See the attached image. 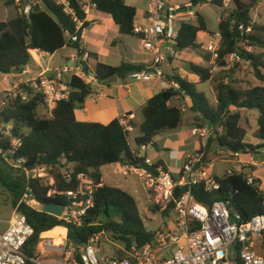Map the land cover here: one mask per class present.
I'll return each mask as SVG.
<instances>
[{
    "label": "trees",
    "instance_id": "trees-1",
    "mask_svg": "<svg viewBox=\"0 0 264 264\" xmlns=\"http://www.w3.org/2000/svg\"><path fill=\"white\" fill-rule=\"evenodd\" d=\"M32 5L29 16L20 13V8L29 0H10L9 4L17 3L19 13L8 20L0 17V72L8 74L21 73L26 66L34 62L31 50L55 53L64 46L77 49L82 71L95 73L98 81L129 76L130 73L144 69L145 65L123 62L119 66H112L98 59H85L86 49L82 43V33L89 22L76 0H70V7L75 15L64 11V6L55 0H37ZM201 3L205 0H192ZM260 0H232L231 11L223 8V0L210 1L223 8L219 21L221 34L218 58L214 65H200L191 63V70L199 76L200 82L213 79V67L228 66V57L237 52L241 60L249 62L255 75L264 81V52H256L255 48L264 49V23L253 22L251 8ZM100 12L110 15L119 26L121 33L135 35L133 28L137 17V8L125 3L124 0H94ZM195 21H185L181 24L177 39V50L187 48H201L198 43V33H211L206 17L196 11ZM76 17L85 20L79 29ZM253 26L251 33H241L238 26ZM70 34H77L78 41H71ZM252 48V49H249ZM212 54L205 56L211 61ZM235 67V66H234ZM233 67L229 69L232 71ZM192 100V111L198 114L197 120L206 121L213 127V134L208 143L217 141L218 145L227 151H254L264 147L263 144L252 145L245 141L248 130L241 125V110L259 111V128L256 136L264 140V86L236 87L229 79H219L216 82V104L211 103L204 91L198 89L197 83L185 77L173 76ZM72 88L70 98L56 103L51 116H41L39 105L45 104L44 97L36 88L21 83L22 92L16 97L9 98L0 109L1 121L12 124L11 135L1 141L3 149H7L15 138L22 139V146L15 157L26 158V165L55 166L65 158L69 163L68 171L72 179L66 181L58 168L51 170L55 183L46 184L42 179H27L25 173L14 176L10 169L20 173L0 153V161L5 165L8 176L2 178L4 185L11 192L13 206L17 204L25 192L31 193L42 205L56 202L67 203L64 195L54 193L48 196L50 190L65 191L76 189L78 181L76 175L80 172L90 175L95 181L101 180L100 168L104 165L121 163H139L145 156H139L141 145L149 144L160 150L155 138L161 132L178 128L184 119L181 109L171 104L172 98L178 91L170 88L153 95L143 106L144 120L139 127V133L134 137L135 147L131 143V133L126 130L120 119H114L107 124L100 122L79 121L75 109L81 106V98L88 95L91 84L80 76L73 74L68 81ZM24 93L28 98H24ZM46 105V104H45ZM235 109V110H233ZM222 128L220 132L218 129ZM208 147V146H207ZM155 166H163L168 170L165 162L159 159ZM220 184L218 189L207 190L205 182L193 185L192 194L196 200L212 206L217 200L229 201L231 210L239 213L246 221L252 216L264 213V191L261 180L254 178L249 183L247 173L212 176ZM30 190H29V189ZM106 207H108L106 213ZM28 221L34 226L35 234L30 243L34 245L43 231H48L64 223L57 216L38 210L25 202L19 205ZM159 207H151L157 212ZM168 214L169 209L163 211ZM94 214L103 215L105 220L99 224L84 222L81 226H70L68 237L71 242L85 243L88 239L105 229L113 231L115 238L130 245L133 241L140 245L151 242L154 233L148 231L142 218L138 201L134 195L119 187L104 184L97 190ZM164 228V227H163ZM162 229V228H160ZM32 247H29L31 253ZM242 264V263H241Z\"/></svg>",
    "mask_w": 264,
    "mask_h": 264
},
{
    "label": "built area",
    "instance_id": "built-area-1",
    "mask_svg": "<svg viewBox=\"0 0 264 264\" xmlns=\"http://www.w3.org/2000/svg\"><path fill=\"white\" fill-rule=\"evenodd\" d=\"M20 1L18 0L17 3ZM55 1L64 6L65 12L75 15L70 7V0ZM145 1L143 18L141 20L137 15L133 31L141 41L143 49L151 55V59L149 65L130 73L129 77L135 81L156 80L163 90L172 88L178 91L174 97H189L181 90L180 83L165 73L162 65L178 53L177 39L181 24L196 18L194 11H179L182 7H190L192 3L183 6L174 4L171 0ZM231 1L223 0V8L229 9ZM76 2L86 17L97 8L94 0H76ZM36 3L37 0H29L20 8V13L29 16L32 5ZM74 19L78 23L77 28L82 27L85 20L76 17ZM238 28L241 33L247 34L253 30L252 25L246 27L240 24ZM69 36L71 41L79 40L77 34ZM220 40L221 34L218 33L206 47L215 60L218 58ZM240 60L241 56L234 52L228 57V66ZM81 69V66L76 68L71 65L65 66L59 69L55 76H47L43 73L36 80L33 87L42 93L50 113L57 102L70 98L72 88L63 78L64 74L72 71L88 83L92 79L90 74L84 73ZM21 92V89L6 91L4 97H0V109L6 104L7 99L14 98ZM181 110L186 111V107H182ZM129 118L130 116L123 117L121 123L127 131L133 133L135 128L128 122ZM11 129L12 124H7L0 132V153L10 165L25 173L27 179L40 178L44 183L52 185L55 183V178L51 170L58 167L66 181L72 179V174L68 171L70 165L65 158L55 166L34 165L30 168L32 165H26L25 157H15L22 146L21 138L13 139L9 147L3 149L1 141L5 136L11 135ZM218 130L221 132L222 128ZM192 134L199 135L202 147L186 157L177 177L163 166H155L148 157H145L144 161L154 165L158 175L145 168L142 165L143 161L116 163L118 173L125 177L135 175L140 178L145 190L151 196L150 201L158 204L161 211L169 209L173 213L170 224L158 229L151 242L140 245L133 241L128 245L121 240L118 243L107 239V244L118 250L110 255L101 253L105 229L92 235L85 243L71 242L68 237L69 227L81 226L94 214L97 190L104 185L101 180L97 182L90 175L80 172L76 175L78 181L76 189L48 192V196L58 193L67 198V203L63 204L62 214L57 216L64 225L56 226L66 229L64 235L53 237L46 235L50 230L43 231L38 241L31 245L30 240L35 234V228L18 207L23 202L38 210H43V207L28 192L24 193L17 207H14L13 215L9 220L0 218V264H264V213L256 214L244 221L239 213L231 210L229 201L217 200L212 206H207L194 198L191 191L193 185L205 182L206 189L211 191L218 189L220 184L204 169L207 162L206 147L213 134V127L202 121L192 130ZM150 145L151 143L141 145L138 155L144 156L143 152H146ZM227 153L229 160L241 161V157L249 152L227 151ZM243 168L229 169L227 173H244ZM248 181L254 183V177L249 175ZM176 189H179L178 193ZM232 217L235 218L234 221ZM4 223L6 228L3 229L1 225ZM89 223L99 224L97 220ZM57 237L60 238L59 241ZM29 247H32L31 253Z\"/></svg>",
    "mask_w": 264,
    "mask_h": 264
},
{
    "label": "crops",
    "instance_id": "crops-1",
    "mask_svg": "<svg viewBox=\"0 0 264 264\" xmlns=\"http://www.w3.org/2000/svg\"><path fill=\"white\" fill-rule=\"evenodd\" d=\"M144 1L145 0H138L136 3L125 2L137 8V13H138L137 15L141 20L143 18V14L146 9V2ZM190 3L193 4L194 2L192 0H185L184 5ZM174 4L183 5L178 2ZM260 4L261 5L263 4L262 0H260L255 6L259 8ZM196 11L201 12L200 3H197L194 13ZM252 19L253 22L264 23V19L263 17H261V14L259 21L255 20L253 17ZM86 20L89 22V24L87 27L84 28L82 33V43L84 48L86 49V53L84 56L85 59H89V60L98 59L101 62L112 66H119L123 62L142 64L145 66L149 65L151 55L143 49L139 38L136 35H128L121 33L119 26L115 23L114 19L110 15L100 12L96 8L91 11V13L86 17ZM195 20L196 18L192 19L191 21H195ZM218 21H220V17ZM210 31L211 33L204 31L198 33L197 40L198 43L201 45V48H191L189 49L190 51L187 52V55L185 56L180 55V53L178 52L175 57H171V59L163 63V66L165 68L163 66L162 67L165 70V73L171 78L173 76H181L196 82L198 89L206 93L211 103L216 104L217 102L216 95L214 100H211L209 94V90L210 92L211 90L212 92H215L214 87L209 85L210 80L207 82H200L199 76L196 75L191 70V66H190L191 63L205 65V66L214 65L215 59H213V56L211 61L205 60V56L210 53L209 51L206 50V47L213 39L216 38V34H218L219 31L213 32L211 29ZM254 50L256 52H264L263 48H255ZM31 53L34 58V62L26 66L23 72L21 73L12 72L8 74L0 72V80L2 81L1 83L6 84L3 89H0V94L2 92L13 90L16 87H19L21 83H26L33 87L36 83V80L43 73L46 74L47 76H55L58 74L59 69H62L65 66L71 65L74 68L80 66L77 49L71 46H64L63 48L59 49L53 54L42 52L37 49L31 50ZM242 62L243 60H240V61H236L232 66H226L224 68L220 67V69L222 70H228L229 76L226 78V80L229 79V81L230 82L232 81V83H234L235 81V86L236 84L250 85V83H253L248 79L244 80L245 78V75L243 74L244 71L241 70V66H243ZM231 67H233V69L232 71H229ZM217 68L218 66H214L212 72ZM263 73H264V69H263ZM73 74H71L67 78H64L63 75V78L69 81V79ZM89 83L91 84V92L88 93V95L84 98L83 104L75 109L76 118L79 121H83V122H100L103 124H107L114 119L121 120L125 116H130L128 122L134 126L135 131H138V133H139V127L144 120L143 110H142L143 106L153 95L163 90L159 82L156 80L135 81L131 79L129 76L126 77L115 76L114 79L108 81H98L97 79L92 77ZM251 86H255V85H251ZM171 104L177 105L180 109L182 107H186V111L181 110L184 114V119L178 128L169 129L164 132H161L163 134L165 133L167 139L172 141V145L174 146V149L170 150L169 153H166L168 155L166 158H163L161 156L159 157V159H162L165 162L168 170L175 177H177L180 174L181 168L186 160V157L189 154L198 151L202 147L201 138L199 137V135L192 134V130L202 121L200 120L198 121L197 120L198 114L192 111L191 108L193 103L190 97H184V96L173 97L171 100ZM42 108H43L42 112H39L38 109L39 114L44 113L48 116H51V113L49 112L45 104H42ZM241 114H242L241 125L248 130L245 141L250 144H253L250 140H248V134L249 131L252 129L255 130V132L258 131V129L256 130V128L255 129L253 128L254 125H256V119H257L256 113L254 112V110H241ZM5 125L7 126V124ZM160 134H158L157 137ZM254 136L256 137V133ZM157 137L155 138L156 143H157L156 141ZM211 137L212 135L210 136V138ZM188 138L190 139L192 138L193 143L195 144L193 148H189L188 145H190L189 143L191 142L188 141ZM263 143L264 142L257 144H263ZM132 145L134 147L136 146L133 143ZM207 146H208L206 147L207 162L204 167L206 172L208 169L215 168V164L211 162L216 160L215 158L214 159L211 158L212 151L220 155L224 153L223 148L218 145L216 140L207 143ZM263 148L264 147H262L261 150ZM160 150L162 152V155H166L164 153V150H162L161 148ZM248 152H249L248 154H244L241 157V161L235 159L234 163L235 164L238 163V168L244 167L243 168L244 173H246L245 168L247 166H250L254 170V174H248V176L250 175L256 179L258 178L261 180L262 177L259 174L261 170L256 169V167L259 164H258V160L254 158L253 155L254 151H248ZM159 159L154 160L152 163L157 162ZM225 160L231 164L233 162V160H229L227 158H225ZM181 161L182 164L180 165L179 163H181ZM110 165L114 166L113 172L115 174H119L116 169V163ZM102 167L100 168L101 181L103 182V184L110 185L106 181L104 174L102 173ZM238 168L230 167V169H238ZM228 170L229 169H227V171ZM214 175H219V174H214ZM262 181L263 180H261V188L264 183ZM150 198L151 196L147 192V199L150 200ZM4 224L6 225V223ZM4 224L1 225V228L3 229L6 228V226L3 227Z\"/></svg>",
    "mask_w": 264,
    "mask_h": 264
},
{
    "label": "rangeland",
    "instance_id": "rangeland-1",
    "mask_svg": "<svg viewBox=\"0 0 264 264\" xmlns=\"http://www.w3.org/2000/svg\"><path fill=\"white\" fill-rule=\"evenodd\" d=\"M18 0H16L17 2ZM125 2L128 3H136L138 0H124ZM173 3H180L183 4L184 6V2L185 0H171ZM248 1V0H247ZM10 0H0V17L5 18V20L11 19L13 17H15L18 13H19V9H18V4L17 3H11L9 4ZM146 2V1H144ZM263 4L259 5V8H257V6L253 7L251 9V15L252 17L259 21L260 20V14L261 17H263L264 19V0H262ZM200 10L201 12L204 14V16L207 19L209 28L213 31V32H217L219 31V17L223 11V8H221L220 6L211 3L210 1H203L200 3ZM232 9H229L228 11H231ZM191 48H187L184 50H181L178 52L180 53V55H187V52H189ZM252 49V48H250ZM253 50V49H252ZM241 66V70L244 71V75L245 78L244 80H250L253 83H250V85H237L236 86L239 87H247V86H251V85H261L264 86V82H262V80H260L254 73V69L251 67V65L249 64V62L243 60ZM163 66V65H162ZM164 67V66H163ZM165 68V67H164ZM172 72V71H170ZM228 70H222L220 69V67H218L217 69H215L213 71V79L210 80V84L211 86L214 87L216 86V82L219 79H226L229 74H228ZM71 74H73V72H69L64 74V78L69 77ZM2 81L0 80V89H3L5 87L6 84L1 83ZM21 89L20 87H16L15 89H13V91H17ZM6 92H2L0 94V97L3 98ZM216 89L215 92H210L209 90V94L211 97V100H214L215 95H216ZM25 99L28 98L27 94L24 93L23 94ZM39 112L43 111L42 105H39L38 107ZM254 112L256 113V125H254V129L256 128V130L259 128V124H258V118H259V111L257 109H253ZM41 116H48L44 113L40 114ZM256 126V127H255ZM6 128L5 123H3L1 121L0 118V132L2 130H4ZM255 130H250L249 134H248V140H250L253 144L252 145H257V143H261L264 142L263 140H261L260 138H257L254 136L255 135ZM138 134V131H135L133 133H131V143L135 144L134 142V137ZM166 134L161 133L156 141L158 143V146L164 150V153H169L170 150L174 149V146L172 145V141L167 139V136H165ZM195 139V138H194ZM188 141L191 142L189 143L190 145L189 148H193L195 146V144L193 143L192 138H188ZM212 148V147H210ZM224 153L223 154H216L214 151H212L211 153V158L212 159H216L215 161H211L212 163L215 164V168L213 169H208L207 170V174L213 176L214 174H223L227 171V169L231 168H238V163L235 164L233 161L232 164L227 162L225 160V158H227V150L225 148H223ZM145 157L149 158L150 162H153L154 160L159 159V157H163L166 158L168 155H162L161 150L158 151V149L156 148V146L154 145H150L149 149L145 152H143ZM254 158L256 160H258V166L256 167V169L261 170V172L259 173L260 176L262 177L261 180H263L262 182H264V148L260 151L258 150L257 152L253 153ZM228 159V158H227ZM180 165L182 164L179 163ZM114 166L113 165H104L102 167V173L104 174V177L106 179V181L113 186H117L120 187L126 191H128L129 193H131L132 195H134L137 198L138 201V205H139V209L142 215V218L144 220L145 223V227L148 231H152L155 232L160 228H165L167 225L170 224L173 213L171 210H169L168 214H164L163 211H161L160 206L158 204L153 203L152 201L147 199V191L144 189V186L140 180V178L138 176L132 175V176H128L125 177L122 174H115L114 172ZM245 171L247 174H254V170L250 167L247 166L245 168ZM10 172L16 176L19 177L21 175V171L20 173L10 169ZM8 176V171L6 170L5 165L2 163V161H0V218L3 220H9L14 212V206H13V197L11 192L8 190V188L4 185L2 178H6ZM262 189L264 191V183L262 185ZM157 205L159 207L157 212H153L151 210V207ZM105 218L103 215H100L97 219V221L100 223L101 221H104ZM6 226L5 224L3 225V227ZM64 233H66V230L64 231ZM116 234L113 231H107L105 230V233L102 236V246H101V253L102 254H112V253H116L118 252V250H114V246L107 244L108 242L106 241L107 239L114 241V242H118L119 240L115 238ZM232 257H234V254L232 253Z\"/></svg>",
    "mask_w": 264,
    "mask_h": 264
},
{
    "label": "water",
    "instance_id": "water-1",
    "mask_svg": "<svg viewBox=\"0 0 264 264\" xmlns=\"http://www.w3.org/2000/svg\"><path fill=\"white\" fill-rule=\"evenodd\" d=\"M197 5V2H194L190 7H182L179 9V11H182V12H186V11H194L195 10V7ZM90 75L92 77H95V73H93L92 71H90ZM116 76H118V74L116 73ZM232 83V81L230 82ZM91 92V89L88 91V93ZM80 102L83 103L84 102V98H81L80 99ZM245 153V151H243ZM39 165V164H38ZM142 165L147 168L148 170H150L151 172L155 173L156 175H158V170L157 168L148 163L147 161H143L142 162ZM34 165H32L30 168H33ZM179 192V189H176V193ZM62 210H63V204L62 203H56V202H50V203H47V204H44L43 205V211L46 212V213H49V214H52V215H55V216H60L62 214ZM107 210H108V207H106V213H107ZM99 217V214H92L88 219H87V222H92V221H95L97 220ZM232 220L234 221L235 218L232 217Z\"/></svg>",
    "mask_w": 264,
    "mask_h": 264
},
{
    "label": "bare ground",
    "instance_id": "bare-ground-1",
    "mask_svg": "<svg viewBox=\"0 0 264 264\" xmlns=\"http://www.w3.org/2000/svg\"><path fill=\"white\" fill-rule=\"evenodd\" d=\"M65 230L66 229L64 227H55L52 230L48 231L46 233V235L53 236V237H56L58 235H64ZM59 240H60V238L57 237V241H59Z\"/></svg>",
    "mask_w": 264,
    "mask_h": 264
}]
</instances>
